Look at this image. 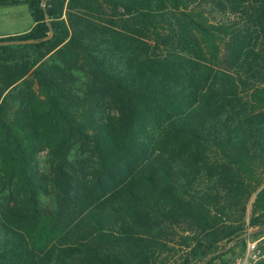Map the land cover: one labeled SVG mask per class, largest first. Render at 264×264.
Returning a JSON list of instances; mask_svg holds the SVG:
<instances>
[{"label":"trees","instance_id":"trees-1","mask_svg":"<svg viewBox=\"0 0 264 264\" xmlns=\"http://www.w3.org/2000/svg\"><path fill=\"white\" fill-rule=\"evenodd\" d=\"M198 1L0 0L34 22L0 38L32 42L0 46V264H225L264 233V0Z\"/></svg>","mask_w":264,"mask_h":264},{"label":"rangeland","instance_id":"rangeland-1","mask_svg":"<svg viewBox=\"0 0 264 264\" xmlns=\"http://www.w3.org/2000/svg\"><path fill=\"white\" fill-rule=\"evenodd\" d=\"M217 1L218 0H201V1L199 0L198 2H200L201 8H203L205 11L210 13L209 15L212 18H219L220 13L218 11ZM33 25H34L33 19L31 17L29 8L26 4L0 7V36L6 34L7 37H12V36H16L19 34H23L29 31L33 27ZM0 43H8V42H0ZM14 45H17V44H9L8 46H14ZM0 46H7V45H0ZM34 53H35L34 50H26V49L18 50L15 54L16 60H17L16 62H18L19 64L23 62H27V60L30 62L33 59ZM50 54L51 53L49 54L46 53L44 59L48 58ZM45 161H46L45 153H40L37 158L39 169L41 170L45 169L46 167ZM261 236H264V233L256 237H252V236L250 237L251 239H256ZM248 238L249 237L245 238L244 248H242L241 245L235 246V243L232 245V247L234 246L233 247L234 253L233 255H227L224 258L225 264H233L234 259L237 256H240L244 253ZM261 244H264V240L261 242ZM260 263H264V260L260 259L259 261H257L256 264H260ZM213 264H222V262L217 260Z\"/></svg>","mask_w":264,"mask_h":264},{"label":"built area","instance_id":"built-area-1","mask_svg":"<svg viewBox=\"0 0 264 264\" xmlns=\"http://www.w3.org/2000/svg\"><path fill=\"white\" fill-rule=\"evenodd\" d=\"M42 6H45L44 2H42ZM263 240L264 236L256 239L249 237L244 253L237 256L233 264H256L260 259L264 260V244H261Z\"/></svg>","mask_w":264,"mask_h":264},{"label":"water","instance_id":"water-1","mask_svg":"<svg viewBox=\"0 0 264 264\" xmlns=\"http://www.w3.org/2000/svg\"><path fill=\"white\" fill-rule=\"evenodd\" d=\"M46 22H47L48 27L50 28V24L48 23L47 17H46ZM52 35H53V31L50 28L49 35L44 40H49L52 37ZM25 43H32V42L31 41H29V42L14 41V42H8V43H0V45H9V44H17V45H20V44H25ZM257 232H258L257 230H253V231H248V232L244 233L243 235H240L239 237H237L234 240H232L231 242H229V244L227 245L225 251H227L228 249H230L235 242H237L239 240H242V239H245L247 237L253 236ZM211 257H212V255H209L206 259H204L199 264H205L206 260L209 259V258H211Z\"/></svg>","mask_w":264,"mask_h":264},{"label":"crops","instance_id":"crops-1","mask_svg":"<svg viewBox=\"0 0 264 264\" xmlns=\"http://www.w3.org/2000/svg\"><path fill=\"white\" fill-rule=\"evenodd\" d=\"M4 37H7V35H6V34H4V35H1V36H0V38H4Z\"/></svg>","mask_w":264,"mask_h":264}]
</instances>
